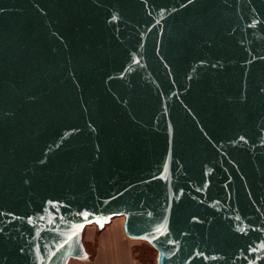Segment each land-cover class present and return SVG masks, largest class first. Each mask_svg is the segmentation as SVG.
Instances as JSON below:
<instances>
[{"label": "water", "instance_id": "obj_1", "mask_svg": "<svg viewBox=\"0 0 264 264\" xmlns=\"http://www.w3.org/2000/svg\"><path fill=\"white\" fill-rule=\"evenodd\" d=\"M120 216L156 264H264V0H0V264Z\"/></svg>", "mask_w": 264, "mask_h": 264}, {"label": "rangeland", "instance_id": "obj_2", "mask_svg": "<svg viewBox=\"0 0 264 264\" xmlns=\"http://www.w3.org/2000/svg\"><path fill=\"white\" fill-rule=\"evenodd\" d=\"M113 225L109 227L107 231H97L95 227L86 228L85 231L82 234V243L85 247V250L88 254V260L94 261L96 259L97 249H98V239L101 236H111L114 234V227L118 230V232L124 236V233L122 232V221L121 220H115L112 223ZM125 239V238H124ZM122 238V241L125 246V253L127 252V257H130V255L134 258L135 261L139 262L140 264H155L157 259V253L151 247L145 242H131V244L128 243V240H124ZM130 253V255H129ZM70 260V259H69ZM72 260V259H71ZM86 259H73L70 264H87ZM68 264V262H67Z\"/></svg>", "mask_w": 264, "mask_h": 264}, {"label": "crops", "instance_id": "obj_3", "mask_svg": "<svg viewBox=\"0 0 264 264\" xmlns=\"http://www.w3.org/2000/svg\"><path fill=\"white\" fill-rule=\"evenodd\" d=\"M112 225L113 224L111 225L107 224L104 230L107 231L109 227H111ZM94 227L97 231H104L102 230L103 228L101 230H98L96 226ZM114 229L115 232L111 236L108 235L105 237L101 236L98 239V249H97L96 259L94 261H89L87 254V257L85 258L87 260L86 262L87 264H140L139 262L134 260V258L130 255V253H129L130 257H127V252L125 253V246L122 241V238L123 239L125 238L126 240L128 239L125 237V235L124 236L121 235L115 227ZM81 240H82V235H81ZM128 243L131 244L129 240Z\"/></svg>", "mask_w": 264, "mask_h": 264}, {"label": "bare ground", "instance_id": "obj_4", "mask_svg": "<svg viewBox=\"0 0 264 264\" xmlns=\"http://www.w3.org/2000/svg\"><path fill=\"white\" fill-rule=\"evenodd\" d=\"M124 219L125 217L124 216H120V217H114V218H111L110 221L108 222V225H111L113 221L115 220H121L122 221V231H123V223H124ZM94 225H88V226H85L82 230V233L85 231L86 228H90V227H93ZM106 228V225L103 227L102 230H104ZM124 233V231H123ZM125 235V234H124ZM125 237L130 241V242H143V241H140V240H136V239H133L132 237H128L125 235ZM84 247V246H83ZM86 252V250H85ZM87 254V253H86ZM73 260V259H72ZM71 259L68 261V264H70V262L72 261ZM156 264V263H155Z\"/></svg>", "mask_w": 264, "mask_h": 264}]
</instances>
